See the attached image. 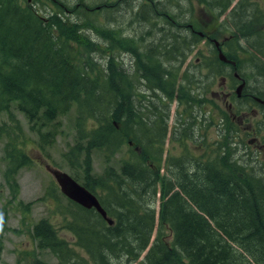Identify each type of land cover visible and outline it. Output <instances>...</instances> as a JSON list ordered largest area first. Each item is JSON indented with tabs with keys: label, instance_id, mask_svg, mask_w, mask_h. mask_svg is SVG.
<instances>
[{
	"label": "trees",
	"instance_id": "16d2710c",
	"mask_svg": "<svg viewBox=\"0 0 264 264\" xmlns=\"http://www.w3.org/2000/svg\"><path fill=\"white\" fill-rule=\"evenodd\" d=\"M135 1L139 6L131 5L130 0H94L92 6L79 0L72 9L75 22L64 26L58 23L64 22V12L59 8L45 21L31 5L0 0V114L7 119L0 125V139H5V176L14 177L18 170L32 166L25 132L15 111L30 124L31 133L37 132L35 143L44 150L55 139L61 125L59 117L74 109L77 140L65 155L71 165L84 168L81 185L89 192L95 196L99 191L117 196H96L113 220L111 226L94 210L76 204L68 218L76 246L83 248L91 260L69 253L67 244L47 220L32 228L36 247L53 253L59 264L135 261L148 247L155 221L151 210L137 208L131 198L146 195L152 187L154 195L159 182L162 203L158 224L170 233V240L159 234L140 264H264V168L256 173L227 152L203 163L194 158L193 168L179 173L180 183L159 176L158 148L166 134V114L160 108L174 98L178 73L173 65L177 62L181 66L186 51L190 52L202 37L191 23L184 26L192 38L173 31L170 34L167 25L172 30L178 14L161 6L159 0ZM198 1L217 11L218 16L231 2ZM249 2L245 4L243 0L234 10L233 47L238 37L259 36L262 32L256 29V24L264 21L260 11L256 9L259 15L253 13L251 18L243 13ZM117 13L129 14L138 23L151 22L153 28L163 21L160 31L169 36L162 40L167 38L168 42L164 46L160 45L162 40L157 47L147 45L144 41L148 32L141 33L137 41H133L137 36L116 37L108 26H112L109 21ZM88 34L108 38L101 41L112 55L102 57L101 62L82 55L78 63L75 45L81 47L79 40L92 42ZM124 52L134 56L137 86L151 91L148 96H141L137 107L131 94L135 81L121 69L125 68L121 57ZM211 52L212 58L203 61L211 79L226 75L231 79L232 74L224 73L223 67H232L219 60L215 47ZM160 55L166 60H158ZM225 56L238 66L236 55L229 52ZM185 81L177 87L178 100L191 104L193 97ZM180 126L185 130L182 123ZM44 128L47 131H42ZM123 146L127 148L126 157L120 159L118 172L107 168L99 177L88 172L94 151L110 159Z\"/></svg>",
	"mask_w": 264,
	"mask_h": 264
},
{
	"label": "rangeland",
	"instance_id": "374dc122",
	"mask_svg": "<svg viewBox=\"0 0 264 264\" xmlns=\"http://www.w3.org/2000/svg\"><path fill=\"white\" fill-rule=\"evenodd\" d=\"M78 1L19 0V3L22 6L31 5L38 16L45 21H49V15L57 12L59 8L64 12V16H62L64 22L59 20L58 23L67 26L76 20L72 9L76 7ZM93 1L84 0L89 6L93 5ZM130 1L133 6L140 4L135 0ZM165 1L159 0L161 6H166L173 14L179 15L172 30L171 26L166 24L170 34L173 31L183 37L187 36V39L192 38L190 31H187L184 26L191 23L198 32L206 35V38L199 37L202 40L197 41L196 46L190 48V52L186 51L187 56L181 66L177 62L173 65L178 73L172 95L174 98L165 107L160 108L166 114V134L164 143L158 148L161 151L158 162L160 165L158 167L159 176L180 183L179 173L182 172L181 170L193 168L191 162L194 158L203 163L205 160H215L217 155V157L226 155L227 152L232 153V159L238 163L247 164L256 173L259 169L262 172L264 168V115L256 114L254 110L242 114L247 110L237 102L238 104H235L236 113L241 114L238 116L245 117L242 119L244 124L239 126L238 121L232 118V114L230 115L228 103L225 102L222 94L223 91L225 93L233 92L235 88H232L237 84H234L232 77L230 80L227 75L212 80L208 70L205 69L207 64L203 61L204 58H212L211 50L214 49L215 42L219 45L224 44L223 53L232 52L238 58L237 73L246 81L248 92L264 96V21L256 24V29H262L259 36L249 35L247 38L240 36L236 46L233 47L231 35L234 34L235 28L234 10L237 5L243 3V0H231L228 8L219 16L217 11L209 10L204 3L198 0H170L172 1L170 4ZM247 2L249 0H245V4ZM256 9L264 16V0H250L243 13L251 18L253 13L259 15ZM131 19L129 14L117 13L109 21L112 26L108 27L113 30L116 37L128 36L132 38L137 36L133 41H137L141 37V33L148 32L145 44L151 43L156 47L163 36H169V33L160 31L163 21L153 28L151 22L144 24ZM87 36L92 42L79 40L81 47L75 45L78 63H81L82 55L85 59H93L97 62H101L102 57L112 55L111 51L106 50L105 43L101 41H107L108 38L96 37L94 34ZM162 41L160 45L164 46L168 39L165 38ZM121 57L125 65V68L121 69L131 80L135 81V89L131 94L137 107V103L142 101L141 96H148L151 91L137 86L136 82L139 81H137L134 56L124 52ZM164 57V55H160L158 60L165 61ZM223 70L226 74H232V69L229 66H224ZM182 78L186 80L184 84L188 85L187 89L190 96L193 97L191 104H181L178 100L177 87L183 83ZM222 83L225 89L221 87ZM229 102H231V98ZM149 109L152 110V106ZM15 114L25 132L26 150L32 160V166L18 170L14 177L5 176L7 171L4 161L5 139H0V264H39L40 262L59 264L53 253L37 248L36 241L32 238V228L41 220H47L54 226L58 237L63 241V244H67L69 253L76 255L75 258L91 260L83 248L76 246L75 234L69 229L68 218L76 210V205L60 193L54 179L46 169V167H50L63 171L80 185L85 178L84 168L71 165L65 155L77 140L75 138L74 109L59 117L58 121L61 125L57 127L55 139L44 150H40L36 145L37 132H32V134L27 120L17 111ZM150 120L153 121V117ZM3 123H7V119L4 114H0V125ZM181 123L185 130L180 126ZM49 126L51 127V124ZM47 129L44 128L42 131H47ZM220 150L221 152H219ZM126 151V146H123L110 159L104 158L100 153L94 151L91 156V168L88 172L96 177L103 175L107 168L118 172L120 159L126 157ZM73 161L76 163V158H73ZM123 186L125 187L124 184ZM156 186L154 195H152V191L155 188L152 187L146 195L137 194L131 198L134 199L137 208L151 210L150 213L153 215L155 224L148 247L135 261L129 264H140L145 260L148 250L159 234L163 235L166 241L170 240V233L167 230H162L158 224L162 192L159 182ZM96 196L104 199L117 198L116 195L102 191L97 192ZM147 203H149L148 206ZM110 262L111 264H124L123 259H110Z\"/></svg>",
	"mask_w": 264,
	"mask_h": 264
},
{
	"label": "water",
	"instance_id": "95a60500",
	"mask_svg": "<svg viewBox=\"0 0 264 264\" xmlns=\"http://www.w3.org/2000/svg\"><path fill=\"white\" fill-rule=\"evenodd\" d=\"M202 36L201 33H198ZM215 47L217 49L218 58L223 63H230L234 65L235 63L229 61L226 56L223 54L220 45L215 42ZM236 77H239L237 73H235ZM245 82L242 81L239 86L236 88V94L239 96L242 88L244 87ZM257 101L261 102L259 99ZM264 104V102H261ZM46 169L51 174L54 179L56 185L58 186L60 193L65 196L68 200L73 203L79 205L84 209H93L95 210L101 218L107 223V225H113V220L107 216L106 211L100 205L97 197L89 192L84 186L77 183L73 178H71L67 173L57 170L51 169L50 167H46Z\"/></svg>",
	"mask_w": 264,
	"mask_h": 264
},
{
	"label": "flooded vegetation",
	"instance_id": "af4514ba",
	"mask_svg": "<svg viewBox=\"0 0 264 264\" xmlns=\"http://www.w3.org/2000/svg\"><path fill=\"white\" fill-rule=\"evenodd\" d=\"M201 37L206 38L204 34H202ZM232 37L233 36L231 35V38ZM222 47H223V45L221 44V50H222ZM229 61H231V60H229ZM226 64H228V65H230L232 67L231 68L232 69V77H233L232 80H233L234 84H237V86H239L242 81L245 82V85L242 88L239 96L236 94L237 86H235V85L232 88V89L235 88L233 90V92L230 91L228 93H225L223 91V93H222L223 94V99L225 100V102L228 103V110H229L230 115L232 114L231 115L232 118L234 120L238 121L239 126H242L244 124V121L242 119L245 118V117L238 116V115H241V114L236 113V105L239 103V104H241L242 106H244L246 108L247 112H242V114H244V113L247 114L248 112L254 110L256 112V114L264 115V104L261 103V102H264V96H260L259 94L249 93L248 89H247L246 81L240 75H238L239 77L235 76V73H237L235 71V68H236L235 64L234 65H231L230 63H226ZM221 87L225 89V86L223 85V83L221 84ZM230 98H231V102H229ZM257 99H259L261 102L257 101Z\"/></svg>",
	"mask_w": 264,
	"mask_h": 264
}]
</instances>
